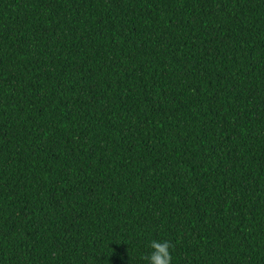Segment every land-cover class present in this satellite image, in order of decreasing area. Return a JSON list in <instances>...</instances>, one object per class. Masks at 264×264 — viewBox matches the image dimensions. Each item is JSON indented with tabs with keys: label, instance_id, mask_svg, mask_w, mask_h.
<instances>
[{
	"label": "trees",
	"instance_id": "trees-1",
	"mask_svg": "<svg viewBox=\"0 0 264 264\" xmlns=\"http://www.w3.org/2000/svg\"><path fill=\"white\" fill-rule=\"evenodd\" d=\"M264 264V0H0V264Z\"/></svg>",
	"mask_w": 264,
	"mask_h": 264
},
{
	"label": "clouds",
	"instance_id": "clouds-1",
	"mask_svg": "<svg viewBox=\"0 0 264 264\" xmlns=\"http://www.w3.org/2000/svg\"><path fill=\"white\" fill-rule=\"evenodd\" d=\"M175 245L170 240H152L149 242L151 252L143 258L147 264H172V250Z\"/></svg>",
	"mask_w": 264,
	"mask_h": 264
}]
</instances>
